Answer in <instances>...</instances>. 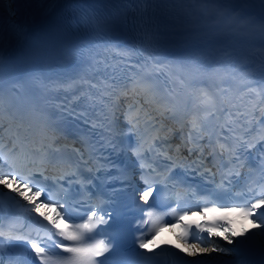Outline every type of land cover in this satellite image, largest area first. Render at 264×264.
Segmentation results:
<instances>
[{"label":"snow or ice","instance_id":"6c2138e0","mask_svg":"<svg viewBox=\"0 0 264 264\" xmlns=\"http://www.w3.org/2000/svg\"><path fill=\"white\" fill-rule=\"evenodd\" d=\"M6 2L9 6L7 20L4 8ZM72 2L73 0H0V133H7L8 141L0 142V186L2 189H9L11 185L10 192L15 195L10 197V201H16L18 196L21 200L16 203L27 202L21 206L29 213H38L39 217H42V220L36 221L37 224L48 221L53 226L47 228L45 225L46 232L41 234L39 229L21 224L18 217L10 221L7 227L0 218V264H36L37 260L39 264H108L112 257L119 255L120 241L127 227L117 218L115 209L109 203L123 194V188H114L108 200H93L91 195H87L86 198L73 203L67 196L57 198L52 191V185L48 183L49 176L46 175L45 164L52 163L48 148L43 143L34 145L31 150L27 148L30 141L21 135V129L24 132L28 131L23 123L24 117L11 110L10 103L4 96L6 51L14 44L19 45L25 40L31 21L48 17L61 4ZM136 2L145 5L138 11V26L143 32L144 40L150 43L157 41L156 6L165 0ZM196 3L216 5L222 17L231 22L230 27L239 30L255 27L264 37V0H196ZM12 5L17 7L13 8ZM149 7L152 9L151 14ZM18 14L22 19H13ZM92 19L96 20L95 17ZM96 22L99 23L98 20ZM260 76L261 80H264V68L261 69ZM87 84L89 89H95L100 93L101 99L108 97L113 104H119L121 98L125 101L123 124L126 130L121 128L119 133H114L109 125L107 145L116 151L118 146L114 142V136L131 137L132 142L128 144V149L140 169L139 182L144 186L143 190L139 188L135 190L139 191V201L148 204L150 198H153L155 203L161 197V193L169 188V182L173 180V170L185 167L180 162L182 149L188 153L185 160L196 155V159L187 164L185 171L191 170L200 176L214 177L217 172L224 169L219 183L209 181L203 189L189 185L188 191L183 194L177 191L175 207L171 208L170 213L157 215L152 210L146 211L144 215L147 218L136 222L139 229L145 225L149 226L147 233H141L138 248L146 249L147 245L155 240L156 234L167 226L163 222V216L171 215L176 218L173 227L183 228V233L178 239L183 242L184 247L180 248L179 253H173L174 256L184 253L186 247V255L190 257L197 255L211 257L212 253H220L232 256L229 264H250L249 257L257 246L264 248V99L260 101L259 107L256 104L250 106L233 104L231 108H226L222 103L218 104L212 94L200 90L197 96L199 100L197 110L193 111L178 128H174L166 122L175 121L178 106L160 97L147 80L134 76L120 85L105 80L96 83L89 81ZM13 87L19 91L22 85L15 84ZM259 95L264 96V91ZM200 109H203L202 114ZM257 109L259 116L255 115ZM212 120L216 123L214 128L210 129L208 122ZM177 132L180 133L181 142L173 145L171 140ZM2 140L3 136H0V141ZM257 144L261 147L253 157V149L257 148ZM206 148L210 149L208 155L212 156L213 160L219 155L226 158L225 162L219 167L215 164L212 167L206 166ZM37 154L39 163L36 159ZM253 159L259 161V179L248 183L244 192L235 193L233 178L240 177L241 170L249 168ZM68 168L70 170L62 173L56 181L57 183L61 180L66 181L67 188L61 185L65 192L73 184L79 185V189L85 192L93 185L94 169L89 166V160L85 159L82 153L79 163L75 167L69 165ZM99 171L100 168L95 169V172ZM248 174L249 176L253 174L251 169ZM116 179L122 185L125 183L120 177ZM171 187L175 189L177 184L173 183ZM187 196L196 203H182ZM28 205L31 207L28 208ZM151 207L150 205V209ZM192 207L198 208L201 214L234 212L243 220H250L252 227L235 230L230 227V221L221 217L197 224L198 231H190L191 225L183 224L182 221L189 215ZM42 208H55V216L49 217L41 211ZM73 213H76L75 218ZM76 219L80 222H75ZM59 221L73 222H66L64 227H61ZM220 231L224 233L222 237L219 235ZM204 232L208 233L207 237L201 235ZM148 234H151V239L144 238ZM213 236L217 239H211ZM189 237L194 242L190 243ZM221 239L233 247L220 246ZM18 241H24L25 244L18 245L15 243ZM101 257L104 259H100ZM180 259L183 260V257ZM113 264H131V261L114 260ZM185 264H209V261L190 260Z\"/></svg>","mask_w":264,"mask_h":264},{"label":"bare ground","instance_id":"6f19581e","mask_svg":"<svg viewBox=\"0 0 264 264\" xmlns=\"http://www.w3.org/2000/svg\"><path fill=\"white\" fill-rule=\"evenodd\" d=\"M6 125V124H5ZM10 188H11V185L9 186V189L8 190H10ZM25 202V201H24ZM25 204H27V202H25ZM30 207H31V205H29ZM41 210H43V208L41 209ZM217 239V237L214 239V240H216ZM219 243H220V246H222V247H225V248H232L231 246H229L226 242H224L222 239L221 240H219ZM214 255H216V256H218V255H220V253H212L211 254V256H214ZM202 256V255H201Z\"/></svg>","mask_w":264,"mask_h":264}]
</instances>
